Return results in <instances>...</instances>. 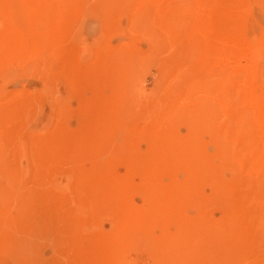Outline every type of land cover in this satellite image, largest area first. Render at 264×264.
<instances>
[{
    "label": "rangeland",
    "instance_id": "obj_1",
    "mask_svg": "<svg viewBox=\"0 0 264 264\" xmlns=\"http://www.w3.org/2000/svg\"><path fill=\"white\" fill-rule=\"evenodd\" d=\"M0 77V264H264V0H0Z\"/></svg>",
    "mask_w": 264,
    "mask_h": 264
},
{
    "label": "bare ground",
    "instance_id": "obj_2",
    "mask_svg": "<svg viewBox=\"0 0 264 264\" xmlns=\"http://www.w3.org/2000/svg\"><path fill=\"white\" fill-rule=\"evenodd\" d=\"M15 58V57H13ZM13 58H11V60H9V64L13 63ZM19 58V56H16V60ZM11 61V62H10ZM7 69V68H6ZM12 69V68H11ZM10 71V69H8ZM240 69L237 67V66H233L232 68L230 69H223V68H219V69H215L214 71L212 70V75H213V78L214 77H225L224 78V82H223V85L224 83L226 82L228 84V86H232L230 83H233V84H237L238 85V82H237V79H236V76H238V74H240ZM8 77V76H7ZM212 77V76H211ZM210 77V78H211ZM1 78V77H0ZM214 78V79H216ZM213 79V81H214ZM218 79V78H217ZM216 79V80H217ZM220 80V79H219ZM222 82V81H220ZM236 85V86H237ZM225 86V85H224ZM235 86V85H234ZM235 89V88H233ZM229 90H231L229 88ZM236 104V102H235ZM236 106V105H235ZM248 105H246L242 99H239L238 101V114H237V120L243 124L245 126V133H247L249 135V139L247 140H250V142H252V146L254 149H257L261 144L260 146V149L262 148L263 151H264V139H262L258 134L256 128H255V125H254V116H253V113L250 111ZM235 109V108H234ZM237 110V109H236ZM242 126V125H241ZM240 130V129H239ZM242 134V129H241V132ZM248 135L245 136L248 138ZM242 136V135H241ZM243 137V138H242ZM240 138H242L241 141H243L244 139V136H242ZM246 140V139H245ZM244 140V141H245ZM246 142H249V141H246ZM247 145V144H246ZM248 146V145H247ZM244 147V146H243ZM246 147V146H245ZM252 148L251 151H254ZM251 149V148H250ZM250 152V151H249ZM250 155V153H249ZM258 160L255 161L254 163V167H255V172H256V175L255 177L257 178V180L262 183H264V152H261L260 151V155L258 156ZM254 170V169H253ZM259 184V183H258ZM264 190V189H263ZM258 195V194H257Z\"/></svg>",
    "mask_w": 264,
    "mask_h": 264
}]
</instances>
